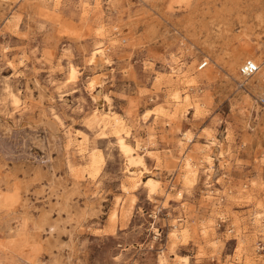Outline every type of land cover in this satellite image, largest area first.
Returning a JSON list of instances; mask_svg holds the SVG:
<instances>
[{
  "label": "rangeland",
  "instance_id": "rangeland-1",
  "mask_svg": "<svg viewBox=\"0 0 264 264\" xmlns=\"http://www.w3.org/2000/svg\"><path fill=\"white\" fill-rule=\"evenodd\" d=\"M258 14L0 0V264H264V74L229 72L242 51L264 68Z\"/></svg>",
  "mask_w": 264,
  "mask_h": 264
},
{
  "label": "bare ground",
  "instance_id": "bare-ground-1",
  "mask_svg": "<svg viewBox=\"0 0 264 264\" xmlns=\"http://www.w3.org/2000/svg\"><path fill=\"white\" fill-rule=\"evenodd\" d=\"M3 1H6V0H3ZM16 1H18V2H20L21 0H16ZM263 16L261 15V14H258V15H256V17H255V24H256V27H260L261 26V24L262 23H264L263 22ZM246 30V29H245ZM246 35L247 34H243V36L244 37H246ZM97 57H98V60H96L97 59ZM102 57H103V52H102V50L101 49H97V50H95L94 51V53H93V58H94V64H95V67H98V66H100L101 64H102V62H103V59H102ZM254 57H253V53L251 52V51H242V52H239V54L236 56V57H234L233 59H231L230 61H229V72H230V82H237V81H239V80H241V78H243L241 75H240V69H241V67H242V65L244 64V63H246V62H252L254 65H256L257 66V68H259L258 67V65H259V60H257L256 58L255 59H253ZM106 62V61H105ZM241 64V65H240ZM264 65V64H263ZM260 66V65H259ZM174 70V69H173ZM264 74V68L263 69H260V70H258L254 75H255V77H261L262 75ZM229 75V74H228ZM250 78V77H249ZM96 79V78H95ZM229 79V78H228ZM94 80V79H93ZM242 81V80H241ZM95 86H96V84H95ZM259 86V85H258ZM256 87V86H255ZM254 88V87H253ZM94 89H95V87H94ZM255 91V90H254ZM262 91V90H261ZM255 93V92H254ZM257 93V92H256ZM262 93V92H261ZM258 94V98H262V101H264V92H263V94ZM9 95V94H8ZM256 95V94H255ZM176 96V95H175ZM173 100H174V98H173ZM252 106L256 109L257 107L254 105V104H252ZM114 122V121H113ZM112 122V123H113ZM111 123V122H110ZM111 123V124H112ZM116 126V125H115ZM262 136H263V133H262ZM254 140V139H253ZM117 141V140H116ZM254 142V141H253ZM117 146H118V148H119V151L123 154V156L126 158V160H127V164L129 165V166H131V167H134V166H136V165H139V166H143V160H142V157L141 156H139L135 151L136 150H134L135 148H132L130 145H128L127 143H125L123 140H118L117 142ZM262 141H261V139L258 137V138H255V147L256 148H260V147H262ZM210 145H214V142L212 141L211 143H210ZM214 147V146H213ZM220 148V147H219ZM215 154V153H214ZM213 154V152L211 151V154H210V156H208L207 157V159H208V166L211 168L212 167V161L214 160L213 159V157L214 158H218L216 155H214ZM212 155H213V157H212ZM217 155H221V154H217ZM95 156V155H94ZM92 160V159H91ZM188 164V163H187ZM187 166V165H186ZM190 166V165H189ZM129 168V167H128ZM137 168H139V167H137ZM209 168V169H210ZM144 169V168H143ZM208 169V171L210 172L211 170H209ZM131 170H132V168H131ZM134 170V169H133ZM132 170V171H133ZM130 171V170H129ZM128 171V172H129ZM145 171V170H144ZM130 173V172H129ZM143 173V172H142ZM147 173H149V172H147ZM189 174H190V172H189ZM210 174V173H209ZM140 182V181H139ZM143 183H145V182H143ZM147 189H148V191H149V193H153L154 191H155V189H156V184H155V182L152 180V179H150L149 178V180L146 182V184L144 185ZM54 192V191H53ZM184 264H186V261L184 260Z\"/></svg>",
  "mask_w": 264,
  "mask_h": 264
},
{
  "label": "built area",
  "instance_id": "built-area-1",
  "mask_svg": "<svg viewBox=\"0 0 264 264\" xmlns=\"http://www.w3.org/2000/svg\"><path fill=\"white\" fill-rule=\"evenodd\" d=\"M207 65L202 63L200 66H199V70H202L206 67ZM258 71V68L256 65H254L252 62H246L242 65L241 69H240V75L247 79L251 76H253L256 72ZM264 102V101H263Z\"/></svg>",
  "mask_w": 264,
  "mask_h": 264
}]
</instances>
